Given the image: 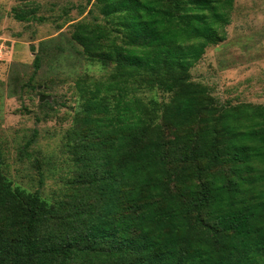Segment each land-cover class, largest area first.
Listing matches in <instances>:
<instances>
[{
  "label": "trees",
  "instance_id": "1",
  "mask_svg": "<svg viewBox=\"0 0 264 264\" xmlns=\"http://www.w3.org/2000/svg\"><path fill=\"white\" fill-rule=\"evenodd\" d=\"M234 5L95 0L72 40L106 73L75 83L72 195L15 186L0 138V264H264V105H220L191 78Z\"/></svg>",
  "mask_w": 264,
  "mask_h": 264
},
{
  "label": "rangeland",
  "instance_id": "2",
  "mask_svg": "<svg viewBox=\"0 0 264 264\" xmlns=\"http://www.w3.org/2000/svg\"><path fill=\"white\" fill-rule=\"evenodd\" d=\"M89 1L0 0L2 173L51 203L70 200L78 172L71 154L81 112L75 83L106 73L72 40L76 25H95L100 15ZM20 15L32 19L21 21ZM226 30L227 40L209 47L191 70L192 80L209 88L220 105H264V0H235ZM33 46L45 58L36 73ZM148 96L170 98L161 91Z\"/></svg>",
  "mask_w": 264,
  "mask_h": 264
},
{
  "label": "water",
  "instance_id": "3",
  "mask_svg": "<svg viewBox=\"0 0 264 264\" xmlns=\"http://www.w3.org/2000/svg\"><path fill=\"white\" fill-rule=\"evenodd\" d=\"M44 100H45V98H44V97H42V98H41V101H44Z\"/></svg>",
  "mask_w": 264,
  "mask_h": 264
}]
</instances>
